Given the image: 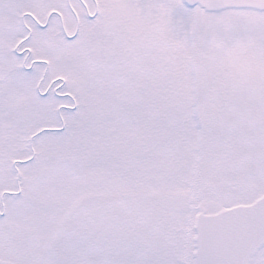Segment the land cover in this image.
<instances>
[{
  "label": "snow or ice",
  "instance_id": "obj_1",
  "mask_svg": "<svg viewBox=\"0 0 264 264\" xmlns=\"http://www.w3.org/2000/svg\"><path fill=\"white\" fill-rule=\"evenodd\" d=\"M0 264H264V0H0Z\"/></svg>",
  "mask_w": 264,
  "mask_h": 264
}]
</instances>
